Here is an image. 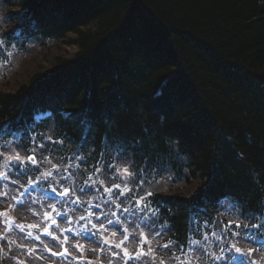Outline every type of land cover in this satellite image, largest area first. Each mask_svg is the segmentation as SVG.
<instances>
[{
	"label": "trees",
	"instance_id": "obj_1",
	"mask_svg": "<svg viewBox=\"0 0 264 264\" xmlns=\"http://www.w3.org/2000/svg\"><path fill=\"white\" fill-rule=\"evenodd\" d=\"M28 24L40 31L43 47L17 43ZM0 40V146L17 143L14 150L24 155L25 146L35 149L39 164L42 156L55 157L57 169L78 150L92 164L105 153H123L147 184L160 174L170 190L152 199L167 230L154 240L157 249L141 233L130 242L144 244L145 264H177L172 252L178 243L187 250L197 226L195 239L207 235L212 253L223 245V237L216 239L223 232L226 251L257 263L255 240L242 238L248 222L223 216L217 202L229 197L247 217L264 215V0H0ZM11 46L20 52L11 54ZM33 52L40 61L27 60ZM45 110L53 119L32 127ZM85 174L74 178L77 185L84 186ZM32 181L45 187L35 174ZM77 196L96 201L93 194ZM111 211L120 214L114 205ZM25 218L32 224L34 213L25 210ZM120 222L128 223L122 216ZM123 241L113 259L70 239L76 247L70 259L53 264H123L124 248L130 254L140 248ZM169 241L171 251L159 248Z\"/></svg>",
	"mask_w": 264,
	"mask_h": 264
},
{
	"label": "snow or ice",
	"instance_id": "obj_2",
	"mask_svg": "<svg viewBox=\"0 0 264 264\" xmlns=\"http://www.w3.org/2000/svg\"><path fill=\"white\" fill-rule=\"evenodd\" d=\"M6 39V38H5ZM4 40H0V43H3ZM87 128L85 129V137L87 136ZM67 138V137H66ZM62 143V141L60 142ZM57 142L52 139V137L48 138V146L51 148L53 152H57ZM38 147L41 150H44L46 145L40 144ZM26 159L22 158L19 155V152L13 157L11 155L6 157V163L4 167L8 171V175H12V170L15 169L16 176H25L35 174V179L38 181H42L47 187L49 184L56 185V187L51 188L52 200L57 199V194L61 193V189H63L64 193H70L68 198L64 201H58L61 204L68 203L76 205V209L70 210H78L83 204V211L88 214V216H94L97 223H92L91 220L87 219L84 215H80L79 220L84 221L86 225H91V229H96L99 227L103 229L105 224L111 225L117 232H120L121 229L118 226L120 221V216L123 217L125 222H129V217H135L137 220L141 222L147 221L149 219L152 220V223H156L154 219L156 217L158 211V205H153L152 201L147 199L153 195L152 192H148L145 196H137L136 190L141 189L142 185L145 183L143 180H137V173L130 171L128 166L121 167L119 163L120 156L123 153H119L116 157L113 158L112 161L105 159L103 162L100 160H96L94 164L91 165V172L83 179L82 184L84 186L73 184L71 189L63 188V184L73 180L75 177L83 176L85 172L89 170V164L87 162V158L79 155L78 153L70 158L74 163H68L66 167L63 169H57V165L54 164L52 161L53 158H48L47 156L41 157V163L37 166V156L35 149H33L32 153L29 154L27 150V146L24 148ZM91 156V153L88 154ZM3 158V157H0ZM95 160L96 158L93 157ZM61 163H64V159H61ZM46 164H51L53 169H57V171L53 172L51 170L42 171L41 169ZM83 165V168L81 167ZM7 179V177H5ZM108 182L110 186H106L105 182ZM119 181V182H117ZM12 184H16V180H12ZM93 185L96 187L93 188ZM130 185H135V188L130 187ZM34 189H29L33 191ZM77 193L80 195H88L93 194L95 199L98 201L97 203L93 204L91 201H80V196H77ZM105 193H108L105 197ZM114 193V195H113ZM127 193V195H126ZM25 195H28V192H25ZM72 196H76V199H71ZM119 201V203H117ZM141 201L144 203L141 204ZM35 203V202H33ZM115 206L116 209H120V214L116 211H111V206ZM231 207V205H229ZM261 207L264 208V203L261 204ZM90 208H94L98 211H89ZM105 209H108L107 211ZM131 209V211H129ZM55 211V208H53ZM242 215L240 217L241 220L247 219V214L243 213V209H240ZM110 213V214H109ZM126 214V215H125ZM57 215H61L57 213ZM63 217L66 221H70V217H68V213L64 212ZM111 217H117V220L114 221ZM252 219H257L258 222L255 224L249 225L245 223L244 227V234L243 240L245 243H252V238L255 237L258 233H264V215H261L259 212L253 214L251 217ZM136 228L140 227V224L135 225ZM144 227L147 229H151V224L144 223ZM198 227V226H197ZM237 229L240 228V224L236 225ZM20 232H23V228L19 229ZM255 230V231H254ZM69 235H71V229H66ZM127 231V229H124ZM81 235H84L82 232ZM160 232H156L152 238L155 239L156 237L160 236ZM215 235V233H213ZM32 233L28 232L25 236H21V240L26 239L27 237H31ZM223 239V245L218 243L216 247L218 248L217 253H212L207 246L201 245L200 240L193 239L189 243L191 246L185 250V245L183 243H178L176 245V252H172V256L174 259L179 261V264H191L192 260H199L200 256L195 255V253L200 252L202 255L209 256L213 259L214 264H229V262H237V264H254L251 260L246 259H239L231 254L232 248L227 247L228 240L225 234L222 232L219 236H216L217 241H221ZM37 241L40 240V237H35ZM55 240V237H52ZM75 239V237H73ZM85 239H87V235H85ZM127 240L128 237H125ZM148 237L144 236L143 240H147ZM203 240H208V236L204 235ZM123 243V242H122ZM172 242H166L163 244V248L171 251L170 244ZM15 245L17 249H22L16 256L10 257L14 261V264H21L20 256H29L30 253L26 250V246L22 243H17L15 240L4 239V246L8 247L9 252L13 250L12 246ZM200 245V247H194ZM55 247V245H53ZM33 250L37 251L39 255V250L35 249V245L32 246ZM43 248L48 249L53 256H61L63 257L62 253L59 252H52L51 249L48 248L47 243H43ZM65 251H67L65 249ZM149 252L155 251L154 249L149 248ZM236 253H240L241 249L239 247L235 248ZM148 253L144 251V244L141 243L140 248L135 250L133 253H129L126 248L123 249V264H129L131 261L132 264H145V260L147 258ZM113 256L119 257L120 253L113 252ZM144 258V259H142ZM187 258V260H185Z\"/></svg>",
	"mask_w": 264,
	"mask_h": 264
},
{
	"label": "rangeland",
	"instance_id": "obj_3",
	"mask_svg": "<svg viewBox=\"0 0 264 264\" xmlns=\"http://www.w3.org/2000/svg\"><path fill=\"white\" fill-rule=\"evenodd\" d=\"M40 55H42V54H40ZM37 56H39V55H37ZM36 58H37V57H36ZM36 58H35V59H36ZM31 65H33V63H32V62H31ZM34 65H35V64H34Z\"/></svg>",
	"mask_w": 264,
	"mask_h": 264
}]
</instances>
